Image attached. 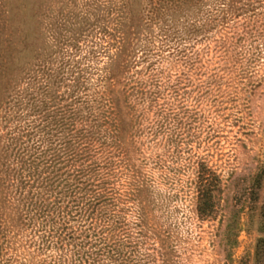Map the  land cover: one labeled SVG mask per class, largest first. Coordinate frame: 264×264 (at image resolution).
<instances>
[{
	"label": "rangeland",
	"instance_id": "1",
	"mask_svg": "<svg viewBox=\"0 0 264 264\" xmlns=\"http://www.w3.org/2000/svg\"><path fill=\"white\" fill-rule=\"evenodd\" d=\"M24 1L0 0L2 33H13L8 25L10 20L25 18L19 14V6ZM27 2L40 18L41 13L48 10V22L52 23L67 22L84 5L97 6L100 12L97 16L103 20L102 14L113 5L112 0ZM133 2L131 10L136 28L131 49L137 64L135 70L139 73L137 77L145 86L151 82L163 86L171 78L168 86L176 85V93L172 100L164 99L165 93L159 95L158 100H132V112L138 118L133 123L135 135L128 142L130 147L137 149L138 146L141 150V156L135 154V159H139L136 166L140 169L141 181L149 187V194L144 195L148 202L144 210L147 216L145 244L138 248L135 254L138 256L130 258L128 264H153L155 254L152 250L157 249V244L158 264H252L255 243L260 237V209L264 203V0L205 3L192 19L195 25L203 28L195 39L184 34L181 28L179 32L169 30L168 25L164 28L158 15H148L152 8L150 0L143 2L144 12L140 13V7ZM29 9L32 15L34 9ZM216 45L227 57L228 64L222 69L216 65L214 54L221 52ZM181 51L190 58L198 54L201 64H189V61L191 69L179 73L171 55ZM29 53L33 57L40 51L30 48ZM51 68L55 71L58 65L52 63ZM1 70L0 130L6 128L7 132L0 134V201L11 226H16L15 233H19L14 244L18 263L59 264L56 261L60 260L52 256L54 251L43 250L36 254L41 244L29 245L31 236L41 227L39 224L32 222L20 229L19 223H12L22 213V208H17L12 199L19 197L16 178L19 180L22 166H29L28 157L38 152L34 149L40 147L44 151L49 147L48 142L52 143L50 138L37 137L34 127L40 123L35 116L36 110L57 106L42 117H59L64 89L50 87L49 95H42L37 85L41 76L36 70L31 73V86L21 84L23 75L17 72L9 73L2 83ZM178 76L185 77L179 85L176 83ZM210 76L216 83L212 90H204V82ZM20 100H24L23 103L29 100L30 107L18 111L15 106ZM30 132L31 138L21 139ZM200 164L220 175L223 185L218 213L203 220L194 214L191 185L194 169ZM117 181L118 186L124 184V192L128 177L120 176ZM136 211L130 205L126 213L127 230L131 234ZM148 253L151 258H147Z\"/></svg>",
	"mask_w": 264,
	"mask_h": 264
},
{
	"label": "trees",
	"instance_id": "2",
	"mask_svg": "<svg viewBox=\"0 0 264 264\" xmlns=\"http://www.w3.org/2000/svg\"><path fill=\"white\" fill-rule=\"evenodd\" d=\"M112 1V7L101 16L103 20L97 16L100 13L97 6L84 5L67 22L52 23L48 22V10L40 18L26 0L19 6V14L25 18L8 22L13 33L6 35L0 31L2 83L9 73L17 72L23 75L21 84L31 86V73L36 70L41 76L37 85L42 95L48 96L50 87L64 89L59 117H42L57 106L36 110L40 123L34 127L37 137L45 136L52 143L48 142L49 147L45 146L44 151L40 147L34 149L38 152L28 157L29 166H22L19 180L16 178L19 197L12 199L17 208H22L12 223H19L20 229L32 222L39 224L41 227L31 236L29 245L41 244L36 254L54 251L52 256L60 260L56 261L59 264H128L130 258L138 256L135 254L145 244L147 234H144L147 225L144 210L148 202L144 195L149 194V187L141 181L136 166L139 159H135V154L141 156V150L138 146L130 147L128 142L135 135L133 123L138 118L132 112V100H158L162 93L164 99L172 100L176 93V85L168 86L171 78L163 87L152 82L145 86L137 77L131 49L136 28L131 4L134 1L140 13L144 12L143 2L147 0ZM210 1L150 0L152 8L147 13L158 15L161 26L168 25L174 32L181 28L195 39L203 28L192 19ZM29 8L34 9L32 15ZM30 48L40 53L30 57ZM215 48L221 51L214 56L216 65L222 69L228 64L227 57L219 45ZM171 56L179 73L191 69L189 64H201L198 54L191 55L193 59L182 51ZM52 63L58 65L57 70H52ZM181 78H176L177 85ZM204 83V90H210L216 80L210 76ZM22 101L16 102L18 111L30 107L29 100ZM2 129L0 134L7 132L6 128ZM24 137L31 138L32 132L21 139ZM120 176L128 177L124 192V184L118 186ZM191 185L194 214L202 220L212 218L220 209L223 191L220 175L205 164L197 165ZM42 190L46 191L42 193ZM130 205L137 209L132 234L127 230L126 213ZM6 214L0 201V264H22L18 263L14 245L19 233H15L16 226H11ZM260 221V237L255 243L252 264H264V203ZM156 247L152 250L153 264H158V244ZM147 258H151L149 253Z\"/></svg>",
	"mask_w": 264,
	"mask_h": 264
}]
</instances>
